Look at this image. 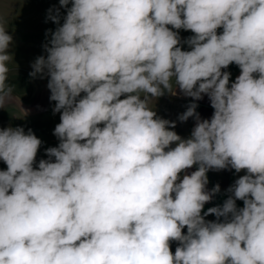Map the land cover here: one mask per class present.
<instances>
[{
	"label": "clouds",
	"instance_id": "1",
	"mask_svg": "<svg viewBox=\"0 0 264 264\" xmlns=\"http://www.w3.org/2000/svg\"><path fill=\"white\" fill-rule=\"evenodd\" d=\"M59 4L29 73L48 78L59 143L37 164L31 129L0 128V264H264V0ZM12 43L0 22V108ZM177 90L214 109L179 115L188 138L151 106ZM225 169L244 174L203 211Z\"/></svg>",
	"mask_w": 264,
	"mask_h": 264
},
{
	"label": "rangeland",
	"instance_id": "2",
	"mask_svg": "<svg viewBox=\"0 0 264 264\" xmlns=\"http://www.w3.org/2000/svg\"><path fill=\"white\" fill-rule=\"evenodd\" d=\"M54 8H60L61 23H63V16L66 12L61 8L59 0H0V22L13 36V43L9 49L13 55V61L8 64L10 72L7 81L13 87V92L4 108H0V128L20 126L25 131L31 129L42 141L36 157L37 164L41 159H48L45 154L47 148L56 147L59 143L53 132L55 126L60 123V114L53 112L55 102L50 101V91L47 88L48 78L41 79L39 76L32 78L29 75L32 71L31 65L36 58L41 55L46 56L43 46L50 39L49 30L54 31L58 26L48 19L49 9ZM154 110L156 111V106ZM185 131L180 134L182 138L190 136L187 130ZM0 162H2L0 167H3L0 170H6L7 165L2 160ZM195 170L196 166H193L187 172ZM243 174V172L235 173V170L229 169L210 170L207 173L209 183L206 188L210 191L219 184L220 192L205 204L203 211L222 205L227 198L226 195H229L227 189ZM214 201L216 203L213 205ZM239 202L243 201L238 200L237 206ZM205 219L215 220L216 217L209 215ZM183 231L186 234L187 229ZM177 246L178 242L172 241L170 248L174 251Z\"/></svg>",
	"mask_w": 264,
	"mask_h": 264
},
{
	"label": "crops",
	"instance_id": "3",
	"mask_svg": "<svg viewBox=\"0 0 264 264\" xmlns=\"http://www.w3.org/2000/svg\"><path fill=\"white\" fill-rule=\"evenodd\" d=\"M174 31H178L179 33L182 42V50H189L187 44H184L183 41H185L188 37L192 36L193 33H191L190 31H185L183 29L174 30ZM217 31L218 33H220L222 32V29H218ZM222 71H227L231 73L230 83L234 82L236 77L240 75V68L234 63L229 65L227 69H222ZM193 102L197 103L198 107L196 111L200 114V117L202 119L211 118L214 109H212V107L210 106V101L206 95L203 97V99L199 101H194L193 98L185 97L182 93H179V91L177 90L176 95L166 93L164 96L156 98L155 101H153L152 107L156 106V113L157 115H159V117L163 119H167L169 121H174L176 123V127L172 130L176 131L178 135H180L183 131L186 132L185 130H187L188 135H191V131L195 125V120L193 118H189L186 122H180L178 117L180 114L185 112L188 105ZM0 168L2 169L3 167ZM215 203L216 201H214L213 205ZM239 203H243V202H239ZM239 203H238V207L243 206L240 205ZM171 251L174 253L175 248L174 251L173 250Z\"/></svg>",
	"mask_w": 264,
	"mask_h": 264
},
{
	"label": "trees",
	"instance_id": "4",
	"mask_svg": "<svg viewBox=\"0 0 264 264\" xmlns=\"http://www.w3.org/2000/svg\"><path fill=\"white\" fill-rule=\"evenodd\" d=\"M240 205H243V203H240Z\"/></svg>",
	"mask_w": 264,
	"mask_h": 264
}]
</instances>
